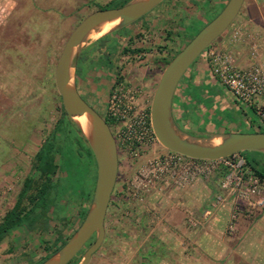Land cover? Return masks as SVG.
Returning <instances> with one entry per match:
<instances>
[{
  "label": "rangeland",
  "instance_id": "1",
  "mask_svg": "<svg viewBox=\"0 0 264 264\" xmlns=\"http://www.w3.org/2000/svg\"><path fill=\"white\" fill-rule=\"evenodd\" d=\"M123 1L127 0H0V217L12 206L32 155L58 117L53 66L65 38L88 12L118 7ZM225 2L162 0L127 29L117 30L115 37L121 34L119 48L130 36L129 45L139 46L144 52L140 57L119 53L118 81L140 86L150 101L163 67H159L160 58L175 55ZM251 18H258L255 38L252 35L257 26L248 22ZM233 21L210 45L229 51L221 42L230 39L232 52L239 49L244 56L238 67L251 66L256 60L248 56V49L257 39L258 45H264V0H244ZM114 40L108 41L107 49L118 47ZM102 63L99 60L93 65L105 68ZM210 89L219 93L224 90L219 81L211 85L200 82L186 89L192 105L178 104L180 109L193 112L189 116L191 128L186 132L199 136L264 132L252 107L233 100L229 94L223 98L229 107H214ZM107 92L103 89L94 96L90 94L100 114ZM200 105L204 111L199 110ZM245 155L264 162L259 152L246 151ZM117 156L120 165L114 194L118 206L115 213L111 208L106 213L104 240L88 264H264V205L252 208L233 202L220 187L221 177L213 178L215 171L198 179L199 198L191 188L193 182L181 188L158 182L147 190L138 189L135 196L130 182L137 163L121 150ZM232 162L244 172L242 155L235 153ZM218 196L224 200L221 204L216 202ZM207 208L210 214L202 218ZM190 219H198L199 224L192 227ZM75 225L73 222L70 226ZM47 236L11 231L0 240V264H35L42 250L41 240Z\"/></svg>",
  "mask_w": 264,
  "mask_h": 264
},
{
  "label": "water",
  "instance_id": "2",
  "mask_svg": "<svg viewBox=\"0 0 264 264\" xmlns=\"http://www.w3.org/2000/svg\"><path fill=\"white\" fill-rule=\"evenodd\" d=\"M162 0H127L118 7L95 9L84 15L65 38L53 66V84L66 116L85 140L95 163V179L85 215L65 242L38 264H88L103 241L104 217L115 183L118 156L114 137L104 118L78 93L75 67L81 50L91 41L127 27ZM244 0H226L220 11L163 66L152 90L148 117L157 143L192 159L216 160L241 151L264 155V132H226L199 136L178 127L172 114L175 88L188 66L222 34L237 16Z\"/></svg>",
  "mask_w": 264,
  "mask_h": 264
},
{
  "label": "built area",
  "instance_id": "3",
  "mask_svg": "<svg viewBox=\"0 0 264 264\" xmlns=\"http://www.w3.org/2000/svg\"><path fill=\"white\" fill-rule=\"evenodd\" d=\"M210 74L219 81L233 100L255 110L259 124L264 126V70L260 64L238 67L230 51L204 49ZM149 99H145L140 86L117 81L108 91L101 116L111 122L117 152L121 150L136 170L131 180V190H147L152 184L171 183L175 188L192 184L201 176L206 177L220 165L231 168L221 177L220 187L238 205L262 207L264 205V180L248 171L241 172L232 160L235 154L216 160L192 159L177 152L163 149L157 143L149 123ZM110 128V127H109ZM157 145V146H156ZM150 155L142 159L143 155ZM223 198L217 197L221 204ZM214 206V205H213ZM210 209L202 213L207 218ZM194 223V220L192 221Z\"/></svg>",
  "mask_w": 264,
  "mask_h": 264
},
{
  "label": "trees",
  "instance_id": "4",
  "mask_svg": "<svg viewBox=\"0 0 264 264\" xmlns=\"http://www.w3.org/2000/svg\"><path fill=\"white\" fill-rule=\"evenodd\" d=\"M224 1L215 0V3ZM171 57H163L162 65ZM54 95L58 117L32 155L29 171L22 180L12 206L0 217V240L13 230H18L21 235L48 233L41 240L42 250L35 264L57 250L83 219L95 179L91 150L66 116L56 92ZM105 121L111 126L108 119ZM245 152L238 153L242 155L244 171L246 169L264 180V162L247 157ZM228 171L229 168L223 165L215 170L220 177ZM73 222L76 225L71 228ZM77 259L75 256L67 264H74Z\"/></svg>",
  "mask_w": 264,
  "mask_h": 264
},
{
  "label": "flooded vegetation",
  "instance_id": "5",
  "mask_svg": "<svg viewBox=\"0 0 264 264\" xmlns=\"http://www.w3.org/2000/svg\"><path fill=\"white\" fill-rule=\"evenodd\" d=\"M238 14H239V12H238ZM235 18H234V20H235ZM247 20H250V21H248L249 23H252L253 25L258 26V22L254 21L253 18L247 19ZM136 21H134V22H136ZM233 22H231V23H233ZM262 27H263V25H262ZM125 28L127 29V27H125ZM119 30H121V29H119ZM115 32L116 31L108 33L111 35L109 37L110 39L104 38V36H105L104 35V36L96 38V40H94L95 42H93V43L89 42L81 50L80 54L78 55L77 61H76L75 78H76L77 91L80 94V96L92 107L94 106V104H93L91 96L92 95L94 96L97 92L102 91L103 89L109 91L110 88L118 81L117 73L119 72V68L121 67L120 63H119V53L120 54L121 53L126 54V56H131L132 54H137L136 55L137 57H140V55H143V53H144L143 51H141V47L133 46L131 44L129 45L130 36H128L125 39V41H126L125 45H123L122 47L119 48V44H120L119 36L121 34H119L115 37V35H116ZM252 36L255 38V34H253ZM113 39H115L114 41L116 42L118 47L116 49H113V48L107 49L108 48L107 47L108 41H111ZM124 49H126V51H124ZM229 51L233 55L235 54V52H232V50H229ZM162 58L163 57H161L160 61H158L159 65H160L159 67H161L163 64ZM99 60L103 61L102 64L105 65V68H102L101 66L97 67L96 65H93L95 62H97ZM159 67H157L156 69L158 70ZM90 94H92V95H90ZM119 165H120V157H118L117 175H116L115 183H114L111 195H110V200H109V203L107 206L106 213H108V210L110 208L113 209L114 210L113 212L115 213V208H117V206H118V202H117L118 198L115 196L114 192H115V186H116L117 180H118ZM105 216H106V214H105ZM104 219H105V217H104ZM104 230H105V228H104ZM104 236H105V234H104ZM92 240H93V236L90 237V239L86 243V246ZM103 240H104V238H103ZM85 247L82 248V250L78 253V255H76V257H79V255L81 254V252L83 251V249ZM145 256H146V254H145Z\"/></svg>",
  "mask_w": 264,
  "mask_h": 264
},
{
  "label": "crops",
  "instance_id": "6",
  "mask_svg": "<svg viewBox=\"0 0 264 264\" xmlns=\"http://www.w3.org/2000/svg\"><path fill=\"white\" fill-rule=\"evenodd\" d=\"M254 20L258 22V18ZM253 31L255 32L254 33L255 36H257L258 26L257 28H254ZM221 43H222L221 46H223L224 48L228 47L230 50L233 48V47L231 48L233 44L230 39L222 40ZM252 47L250 46V48L248 49V56L250 55L252 57H255V60H256L255 64H260L264 70V45L262 46L258 45V39H257L255 44ZM241 52L242 51L239 49L235 50V55L237 57L236 62H239L244 58ZM181 77H183V79L181 81L180 80L178 81V84L176 86L178 88L177 89L175 88L173 98H172V114H173L174 119L175 120L177 119L176 122L183 128V130H187L191 128V122H190L189 116L193 112L192 110L189 111V110L180 109L178 106V104H185V103L189 104L188 102L191 100L190 96L187 95L186 93V89L192 85L196 86L200 82H206L211 85V84H214L217 80L209 72L205 53L203 54V56H201V58L197 61V63L193 64L191 66V69H189L188 71H185ZM210 92L211 93H209V99L212 100V105L214 107L219 106L220 108H222V107L230 106L229 102L228 101L225 102L223 99L227 95V93L224 90L219 93L217 91L210 89ZM189 105H192V104H189ZM199 110L204 111V108L200 105ZM214 176L215 177L213 178L220 177L217 174H215ZM198 181L199 180H196L191 185L192 186L191 188H193L194 191H196L197 198H199V194L201 193L200 190H198L200 188ZM211 206L214 207L213 204H211L210 207ZM197 220L198 219L194 220L195 224H192V220L190 221V224L192 227L193 226L195 227L199 224ZM194 240H195V243L199 242L198 237H195ZM207 241H211V240H207Z\"/></svg>",
  "mask_w": 264,
  "mask_h": 264
}]
</instances>
